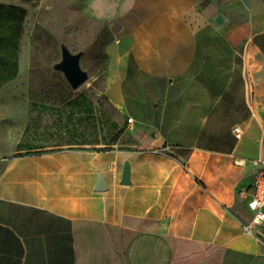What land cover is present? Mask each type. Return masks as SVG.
Wrapping results in <instances>:
<instances>
[{
	"label": "crops",
	"instance_id": "1",
	"mask_svg": "<svg viewBox=\"0 0 264 264\" xmlns=\"http://www.w3.org/2000/svg\"><path fill=\"white\" fill-rule=\"evenodd\" d=\"M80 7L108 33L104 94L135 137L9 151L0 105V264H264L242 219L264 156V0Z\"/></svg>",
	"mask_w": 264,
	"mask_h": 264
},
{
	"label": "rangeland",
	"instance_id": "2",
	"mask_svg": "<svg viewBox=\"0 0 264 264\" xmlns=\"http://www.w3.org/2000/svg\"><path fill=\"white\" fill-rule=\"evenodd\" d=\"M80 1L0 0L25 9L17 75L0 87L2 112L7 110L9 151L109 149L135 137L127 118L104 94L108 33L82 11ZM62 45L80 53L81 68L87 73L77 88L54 69L61 60ZM19 137L24 138L22 144ZM242 213L264 248V224L252 223L246 205Z\"/></svg>",
	"mask_w": 264,
	"mask_h": 264
},
{
	"label": "trees",
	"instance_id": "3",
	"mask_svg": "<svg viewBox=\"0 0 264 264\" xmlns=\"http://www.w3.org/2000/svg\"><path fill=\"white\" fill-rule=\"evenodd\" d=\"M24 16V8L0 3V87L17 75V55Z\"/></svg>",
	"mask_w": 264,
	"mask_h": 264
},
{
	"label": "water",
	"instance_id": "4",
	"mask_svg": "<svg viewBox=\"0 0 264 264\" xmlns=\"http://www.w3.org/2000/svg\"><path fill=\"white\" fill-rule=\"evenodd\" d=\"M54 69L60 71L72 88H77L87 78V73L81 68L80 53H72L65 45L61 46V60L54 65ZM95 191H103L108 188L104 175L94 167ZM130 171L128 163L122 169L120 182L123 185L130 183Z\"/></svg>",
	"mask_w": 264,
	"mask_h": 264
},
{
	"label": "built area",
	"instance_id": "5",
	"mask_svg": "<svg viewBox=\"0 0 264 264\" xmlns=\"http://www.w3.org/2000/svg\"><path fill=\"white\" fill-rule=\"evenodd\" d=\"M129 124L131 118H127ZM236 135H239L240 128H234ZM252 164V182L250 191L245 192L247 205L252 212V223L261 225L264 223V156L251 161Z\"/></svg>",
	"mask_w": 264,
	"mask_h": 264
}]
</instances>
